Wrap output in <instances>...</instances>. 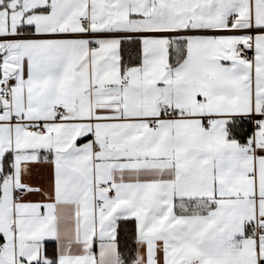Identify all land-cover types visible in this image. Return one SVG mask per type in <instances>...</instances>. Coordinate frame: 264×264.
<instances>
[{"label":"snow or ice","instance_id":"1","mask_svg":"<svg viewBox=\"0 0 264 264\" xmlns=\"http://www.w3.org/2000/svg\"><path fill=\"white\" fill-rule=\"evenodd\" d=\"M0 264H264V0H0Z\"/></svg>","mask_w":264,"mask_h":264}]
</instances>
